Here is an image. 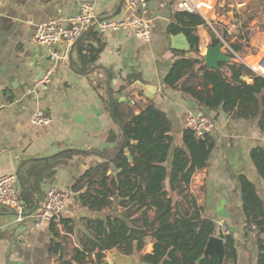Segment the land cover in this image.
<instances>
[{"label": "crops", "instance_id": "crops-1", "mask_svg": "<svg viewBox=\"0 0 264 264\" xmlns=\"http://www.w3.org/2000/svg\"><path fill=\"white\" fill-rule=\"evenodd\" d=\"M119 1L0 0V98L5 104L0 109V176L19 174L30 162L49 159L64 151L79 153L54 168L52 178L40 185L41 193L31 194L33 201L34 198L38 200V205L50 186L69 194L57 221L35 226L30 214L32 210L28 212L20 198L21 221L16 220L12 210L0 206V264H60L61 259H67V251L80 249L86 239H93L92 221L119 215L120 209L116 212L114 208L90 210L80 200L85 189L80 192L72 190L88 169L104 161L99 154L113 159L110 155L115 144L108 143L107 136L110 131L119 135V129L110 119L102 83L104 70L111 77L113 107L117 105L114 112L123 116L134 104L136 114L143 109H156L170 121L173 147L165 163L167 169L170 168L173 148L183 147L181 136L185 128V112L210 114L199 110L189 96L164 85V78L174 61L182 56H193L191 46L189 51L170 47L171 37L183 33L176 21V14L181 12L175 8L177 0H147L146 18L151 22L149 42L131 32L100 34L97 25L90 29L81 45L101 49L92 66L97 70L89 75L70 70L67 58L62 63L52 58L55 50L64 51L63 46L36 45L32 40L35 24L75 16L83 2L94 3L97 21L110 16ZM200 1L208 4L207 0ZM226 1L235 3L238 0ZM223 2L216 0L217 5ZM235 4L238 8L245 6L243 0ZM122 9L123 5L115 17L122 15ZM205 12L207 17L215 14L207 7ZM196 35L200 55L204 57L211 38L203 27L197 28ZM243 55L244 58L238 57L247 66L252 65L246 58L256 56L254 52ZM72 61L79 70L77 45ZM47 70L52 73L42 88L38 81ZM146 86L156 89L151 97L145 95ZM39 111L50 119L48 125L32 123V116ZM214 121L212 133L216 147L210 155L208 168L193 176L189 192L196 195L204 217L210 218L216 226L220 221L225 222L229 234L235 239L237 264H244L243 257L247 255V264H255L257 252L254 254L253 241L244 237L245 218L241 210L238 177L244 176L253 183L264 200V181L259 178L249 156L251 149L264 145V132L257 128V119H232L221 111ZM115 172L111 164L107 175ZM21 188L18 181V197ZM59 242L60 247L56 248ZM151 249L152 243L148 241L144 254L150 253ZM110 254L113 251L108 252L104 260L109 264ZM130 262L139 264L138 256L131 257Z\"/></svg>", "mask_w": 264, "mask_h": 264}, {"label": "trees", "instance_id": "trees-1", "mask_svg": "<svg viewBox=\"0 0 264 264\" xmlns=\"http://www.w3.org/2000/svg\"><path fill=\"white\" fill-rule=\"evenodd\" d=\"M235 17L239 18L237 37L242 38L243 28L255 17L264 21V5L259 2L254 8L237 10ZM176 21L190 43L193 56H182L174 61L164 85L189 96L199 110L213 115L203 112L213 122L221 111L232 119H257V128L264 132V76L253 72L232 54H229L230 62L220 65V70H210L200 55L198 27L206 29L211 46L222 39L233 52H239L238 44L226 40L224 25L219 26L216 37L200 15L181 11L176 14ZM81 44V41L77 44L80 67L79 70L74 68L87 72L96 62L101 48ZM263 56L264 45L258 55L246 58L261 74H264ZM133 105L123 116L115 112L119 135L110 131L107 136V142L115 144L110 155L112 163L104 160L91 167L72 187L75 192L85 189L80 200L90 210L114 208L115 212L120 209V213L92 221L93 239H86L80 249L67 251V259H61L60 264H102L106 254L112 251L124 256L136 255L139 264H197L206 242L213 235L224 241L223 264H237L234 237L220 234L216 230L218 225L204 217L196 195L189 192L193 176L209 166L210 155L216 147L213 133L196 137L194 131L184 128L183 147L173 148L167 169L165 163L173 147L170 121L156 109L147 108L136 114ZM115 107L117 109V105ZM78 154L64 151L49 159L34 160L18 174L22 187L19 198L28 212L34 206L31 194L41 193L40 185L52 178L54 168ZM249 156L256 173L264 181V145L251 149ZM111 164L116 172L107 175ZM238 191L245 218L244 237L253 241L257 252L255 264H264V200L244 176L238 177ZM148 241L152 249L144 254ZM55 246L59 248L60 242ZM198 264H218V260L209 256Z\"/></svg>", "mask_w": 264, "mask_h": 264}, {"label": "built area", "instance_id": "built-area-1", "mask_svg": "<svg viewBox=\"0 0 264 264\" xmlns=\"http://www.w3.org/2000/svg\"><path fill=\"white\" fill-rule=\"evenodd\" d=\"M208 4L200 0H177L175 8L178 11L200 15L207 22L205 8H209L215 13L216 0ZM147 0H125L123 3V11L120 17H112L97 23L100 34H119L121 32H131L135 37L144 42L151 39V22L146 18ZM212 8V9H211ZM96 23V13L94 3L83 2L80 4L79 11L75 16L65 20L52 19L49 21L39 22L34 25L32 40L36 45L46 46H63L64 51L55 50L52 53L54 58L60 63L67 58V52L70 45L75 42L80 35L92 24ZM220 39V38H219ZM223 43V50H227L237 61L244 63L235 52L231 50L229 45L220 39ZM228 54V53H227ZM245 64V63H244ZM246 65V64H245ZM250 69L261 75L253 65L248 66ZM52 71L47 70L43 73L38 81V85L42 88L49 82ZM263 76V75H262ZM5 104L0 98V109ZM31 121L35 125H48L50 119L43 112L35 113ZM183 125L194 131L196 137H202L207 133H212L215 129L213 121L205 114L198 111L187 110L183 117ZM18 176L16 174H6L0 176V206L12 210L16 214V220L21 221L23 208L17 192ZM69 194L56 187L50 186L45 191V197L39 203L35 212L32 213V219L35 226H42L47 222H55L59 219L60 214L65 206ZM219 233L228 235L229 230L225 222H218Z\"/></svg>", "mask_w": 264, "mask_h": 264}, {"label": "water", "instance_id": "water-1", "mask_svg": "<svg viewBox=\"0 0 264 264\" xmlns=\"http://www.w3.org/2000/svg\"><path fill=\"white\" fill-rule=\"evenodd\" d=\"M124 1L125 0H120L119 4L117 5V8L115 9V11L110 16H108L107 18H101V19L97 20L96 23L90 25L80 35V37L70 45L68 52H67V62H68V66H69L70 70H72L76 74H81V75L83 74V73L77 72L74 68V65H73L72 53H73L75 46L80 41H82L84 39V37L86 36L88 31L90 29L94 28L97 23H99L105 19H110L112 17H115L118 14L120 8L122 7ZM212 1L213 0H210V2H212ZM262 4L264 5V0H263ZM170 42H171L170 47L172 49L184 50V51H189V49H190V45L188 43V40L183 33H178V34L172 36ZM261 61L263 62V65H264V56H263ZM229 62H230V57L225 51H223V43L221 42V40L219 41V43L217 45H215V46L210 45L206 49V52L204 54V64L208 69L218 71V70H220V65L228 64ZM96 68L97 67H92L91 69L88 70V72H86V74L89 75V74L94 73L97 70ZM104 72H105V79L102 80V83L105 87L104 92H105V97H106L107 103H108L109 115H110L111 121L114 124H117L115 112H114V107H113L111 90H110L111 77L107 71L104 70ZM145 89H146V94H145L146 97H151V93L156 90L152 86H146ZM126 156H127V158H130L129 154H126ZM99 157H101L102 159H104L106 161H112L113 160V159L105 157L101 154H99ZM16 175L18 176V172L16 173ZM34 202H35V206L32 209V211L30 212V214L35 212V210L37 208L38 200L34 198ZM110 253H112V252H110ZM133 256L134 255L124 256V255L118 254L117 252H113V254L109 255V261H110V264H130L131 263L130 259ZM209 256H215L218 260V264H223V262H224V257H225L224 241L218 235H213L208 239V241L205 244L203 254L197 259L196 263L197 264L200 263L204 258H207ZM102 264H109V262L104 261Z\"/></svg>", "mask_w": 264, "mask_h": 264}, {"label": "rangeland", "instance_id": "rangeland-1", "mask_svg": "<svg viewBox=\"0 0 264 264\" xmlns=\"http://www.w3.org/2000/svg\"><path fill=\"white\" fill-rule=\"evenodd\" d=\"M224 1V2H223ZM242 0H238L236 2H241ZM245 2V6H235V3L227 2L226 0H222L223 3L221 5L215 6V14L213 17H207V29L211 31L215 36H218V28L219 26L224 25V29L226 30V40L232 44L236 43L239 45L240 50L239 53H235L240 58H244V55H249L254 52V55H258L264 45V21L259 17H255L252 21L247 24V27L242 30V38H238L239 34V18H236L235 15L238 11H243L245 8H254L256 4L259 2H263V0H243ZM221 2V1H220ZM220 4V3H219ZM237 7V8H236ZM223 24V25H222ZM236 33V34H235ZM216 36V37H217ZM228 55L230 52L225 50ZM250 52V53H249ZM236 58V57H235ZM237 59V58H236ZM261 74V73H260ZM264 76V74H261ZM217 230L218 226H217ZM256 251H254V254ZM248 254V253H247ZM251 254V253H249ZM248 255L243 257L244 264L248 263L247 259Z\"/></svg>", "mask_w": 264, "mask_h": 264}]
</instances>
